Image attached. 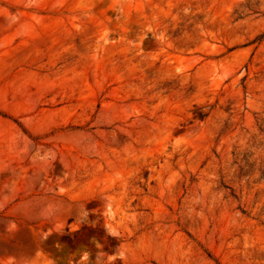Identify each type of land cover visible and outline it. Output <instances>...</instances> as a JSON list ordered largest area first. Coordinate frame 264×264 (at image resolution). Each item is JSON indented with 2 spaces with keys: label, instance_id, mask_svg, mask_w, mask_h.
I'll list each match as a JSON object with an SVG mask.
<instances>
[{
  "label": "rangeland",
  "instance_id": "rangeland-1",
  "mask_svg": "<svg viewBox=\"0 0 264 264\" xmlns=\"http://www.w3.org/2000/svg\"><path fill=\"white\" fill-rule=\"evenodd\" d=\"M0 264H264V0H0Z\"/></svg>",
  "mask_w": 264,
  "mask_h": 264
},
{
  "label": "trees",
  "instance_id": "trees-1",
  "mask_svg": "<svg viewBox=\"0 0 264 264\" xmlns=\"http://www.w3.org/2000/svg\"><path fill=\"white\" fill-rule=\"evenodd\" d=\"M202 115V114H201Z\"/></svg>",
  "mask_w": 264,
  "mask_h": 264
}]
</instances>
